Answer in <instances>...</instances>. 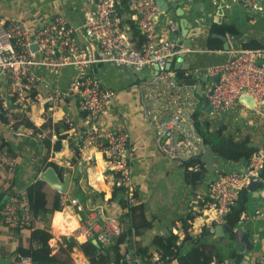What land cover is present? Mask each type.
<instances>
[{
  "label": "crops",
  "instance_id": "crops-1",
  "mask_svg": "<svg viewBox=\"0 0 264 264\" xmlns=\"http://www.w3.org/2000/svg\"><path fill=\"white\" fill-rule=\"evenodd\" d=\"M163 3L166 4L167 10L159 9L155 19L161 34L176 40L175 37L172 38L167 34V24L170 21L175 23L173 29H179V20L183 18L186 19L189 27L188 36H181V39H190L189 47L185 48L181 42L179 44L183 48V55H187V63L184 64L190 67L175 71L181 74L175 83L194 85L197 99L195 115L204 126L202 129L214 142L247 138L251 145H261L264 142V100L254 108H249L243 103L236 104L232 109L215 116L207 110L203 90L206 84L215 81L207 79L209 75L206 73V68L222 63L228 58V49L217 50L208 46L210 39L217 37L213 34H220L216 31V26L230 24L234 27V34H225L228 45L242 47L245 42L255 41L264 51V4L256 2L253 5H246L243 0H163ZM259 3L261 6L257 5ZM94 6L95 0H0V17L21 18L32 31L39 23L58 14L65 15L78 25L82 22L84 14L93 10ZM117 12L122 25L128 26V21L132 22L126 7L118 4ZM131 32L132 30L129 32L130 35ZM229 35H236L237 39L230 40ZM78 42L89 57L98 54L94 40L85 42L79 36ZM96 70L103 84L117 92L116 108L111 107L101 117V122L112 131L123 125L128 132L127 158L132 166L133 180L136 184L134 198L137 203L144 205V213L150 221V226L139 228L138 233L133 229L128 235L122 232L111 244L102 246L108 248L117 243L119 248L117 253H128L131 256L134 255L136 245L149 249L151 240L155 236H168L172 233L179 236L177 243L181 244L182 252H186L190 249L191 243L188 239L182 241L185 230L181 220L190 216L191 219L186 221L192 225L189 233L197 237L200 232L207 229L205 241L212 243L215 252L223 257L222 261L217 259L218 262L214 261L213 264H235L238 257H242L248 264L264 263V192L257 197L255 191L246 188L245 211L240 215L237 224L232 227L233 230H242L249 234L253 244L249 251L240 255L239 248L242 244L234 240L225 242L216 236L217 234L210 233L216 224L203 229L200 227L204 217L202 209L208 196L209 182L221 172L241 173L246 167L244 166L246 159L243 157L237 160L225 159L216 154L211 145L206 144L213 150L214 159L217 160L215 171L206 173L199 186H197L198 181L191 184L186 178L184 161L180 164L179 160L170 159L158 151L155 132L142 117L138 84L152 75V68L137 70L111 64H98ZM138 71L140 73H137ZM74 73L72 67L56 73H44L42 79L35 84L33 89L35 100L28 108V118L44 132L42 139L36 135L29 137L14 134L0 120V140L9 138L10 142L9 146L5 145L0 149V156L4 163L11 158L15 160L12 171H9L4 164L0 173V202L13 193L25 194L26 186L38 177L44 162L53 161L63 168V162L72 158L73 146L76 148L81 142L86 128L84 112L78 109L74 98L65 94L67 84ZM139 74L143 78H139ZM0 83L3 81L0 80ZM44 124L45 127L42 128ZM66 124L67 129L63 127ZM62 134H65V137L61 139L60 149L53 151L55 141ZM77 172L83 174L80 181L83 187L89 186L87 190L89 197L83 203L73 196L82 205L84 211L96 207L101 211L102 217L117 218L121 214L117 198L111 197L113 186L116 185V174L106 167L102 154L95 151L90 163L78 159L76 164H72L68 173L70 182L65 193L68 201L61 210L55 211L51 218L53 237L49 244L53 250L58 247L63 236L75 237L78 222L84 216V213L78 212L69 202L74 187L72 177ZM93 193H102V196H92ZM41 226L42 223L36 221L33 229ZM32 230L20 229L11 233L7 227L0 225V264H26L13 256L12 251L19 242L21 244L28 242ZM76 240L81 242L84 239L76 238ZM233 252L235 255L232 254ZM70 256L74 264H91L77 247H74ZM127 261V264H138L137 259ZM172 264H176L175 261H172Z\"/></svg>",
  "mask_w": 264,
  "mask_h": 264
},
{
  "label": "built area",
  "instance_id": "built-area-1",
  "mask_svg": "<svg viewBox=\"0 0 264 264\" xmlns=\"http://www.w3.org/2000/svg\"><path fill=\"white\" fill-rule=\"evenodd\" d=\"M121 1L95 0L93 10L84 14L78 25L58 14L31 31L21 18L0 17V80L3 81L0 83V114L4 113L6 117L2 123L13 129L15 115L25 112L28 116V108L35 100L33 89L42 79V74L72 67L75 73L65 94L76 100L86 120L82 140L75 148L78 159L90 163L94 152L99 151L106 167L116 174V186L122 189L132 205L136 184L127 158L129 135L123 125L112 131L101 122V117L111 107L116 108L117 92L103 84L96 70L98 64L133 69L158 66L155 74L138 84V89L142 117L154 130L156 148L160 153L170 159L186 161L199 156L206 143L194 124L197 100L194 85L175 83L174 71L164 67L169 59L183 55V48L179 42L158 31L154 15L159 6L155 0H124L129 18L140 36L136 46L129 33V24L122 25L118 18L117 6ZM243 2L246 5L264 4V0ZM169 25L173 29L175 23L170 21ZM79 36L85 42H96L98 54L95 57L85 54L78 42ZM227 52L228 58L224 62L206 68L209 76L218 77L217 81L206 84L203 90L215 116L242 103L239 99L241 94L252 98L255 106L264 100V51L229 44ZM13 133L29 137L36 135L39 139L44 135L43 131L36 133L27 127ZM263 163L264 147H260L243 172L225 171L212 178L202 209V229L225 222L239 190L251 179L262 182L259 173ZM4 164L12 171L15 160L11 158L4 163L0 156V173ZM71 168L70 160L63 162V174H68ZM261 192H264V187ZM69 202L78 212L84 211L76 198H69ZM32 221L25 194L13 193L0 202V225L11 233L17 227L28 228ZM130 225L129 216L123 220L102 217L101 211L94 207L84 212L75 237L95 239L101 245L110 244ZM17 259L32 264L28 258L19 256ZM151 262L165 264L157 253L152 254Z\"/></svg>",
  "mask_w": 264,
  "mask_h": 264
},
{
  "label": "trees",
  "instance_id": "trees-1",
  "mask_svg": "<svg viewBox=\"0 0 264 264\" xmlns=\"http://www.w3.org/2000/svg\"><path fill=\"white\" fill-rule=\"evenodd\" d=\"M121 5L125 7L124 0L121 1ZM131 32V39L135 42L136 46L139 45L140 36L136 26L128 21ZM216 31L224 35L226 33L231 34L235 32V29L230 24H223L216 26ZM211 49L221 50L223 46V41L219 37H213L208 43ZM242 48H252L262 50L260 44L255 41L245 42L242 44ZM1 122L6 121L4 113L0 114ZM194 124L198 127L199 132L202 134L206 144L211 145L214 152L225 159L237 160L239 157H243L247 162L251 159L252 155L257 152L260 147H264V142L261 145H251L247 138H242L237 141L233 140H219L214 142L202 129L201 122L196 119ZM22 127L32 128L36 133L41 131L36 127L33 122L28 118L25 112H21L15 115V121L13 129L8 130L13 133L14 130L20 129ZM45 127V124L42 128ZM65 129L68 128L67 124L63 126ZM39 129V130H37ZM65 137V134L59 135L58 139L55 141L52 149L53 151H58L61 147V139ZM8 140L2 138L0 140V149L4 148L5 145L9 146ZM73 146V156L70 159L72 164H76L78 161L77 151ZM186 167V178L191 184L197 183L199 179V170L202 167L201 162L196 158H190L183 162ZM53 167L60 178L63 177V168L58 166L53 161H46L42 164L41 169L44 170L46 167ZM82 173L77 172L74 177H72L74 182V187L71 191V196H75L82 203L89 197L87 190L89 186H84L81 184ZM259 177L264 184V163L260 169ZM246 187H242L238 192V198L235 200L231 207L230 212L226 216L225 222L231 227H234L239 221L240 215L245 211ZM102 196V193H93L92 196ZM25 196L27 198L29 210L32 213V223L27 226L29 229L34 226L36 221L42 223V226L33 229L30 233V237L27 243L21 244L20 242L16 245L12 251V255L17 257L28 258L32 264H74L71 261V252L74 247H77L83 255L90 261L91 264H127L128 259H137L138 264H155L151 262V256L153 253L159 254L160 258L165 264H172L175 261L176 264H213L214 261H222L223 257L221 254L215 252V247L212 243L205 241V236L207 234V229L200 232L198 237H193L189 232L192 227L190 223L186 221L191 219L190 216L182 218V226L185 230V235L182 241L188 239L190 240V249L186 252H182L181 244L177 243L179 238L178 235L170 233L168 236H155L151 240V247L149 249L141 247L140 245L135 246L134 255L120 254L118 251V244L114 243L108 248L103 247L101 244L99 247L91 242V239L77 241L73 235L63 236L58 247L53 250L50 246L49 241L53 237L51 233V218L55 211L62 209V206L66 201H68V196L64 193H60L58 190L47 185L43 180L37 177L31 181L25 188ZM112 198H117L120 206V216L117 217L123 220L126 216L130 217L131 228H124V235H128L131 229L135 233H138L139 228H147L150 226V221L147 220L144 213V205L137 203L136 200L134 204L130 205L128 198L123 193L122 189L116 185L113 186ZM135 197V196H134ZM87 211V209L85 210ZM83 211L82 213H84ZM22 230L21 227H17L14 231ZM13 231V232H14ZM204 240V241H203ZM111 244V243H110ZM4 253H6L4 251ZM233 252L232 254H234ZM235 255V254H234ZM233 255V256H234ZM128 258V259H127ZM218 259V260H217Z\"/></svg>",
  "mask_w": 264,
  "mask_h": 264
},
{
  "label": "water",
  "instance_id": "water-1",
  "mask_svg": "<svg viewBox=\"0 0 264 264\" xmlns=\"http://www.w3.org/2000/svg\"><path fill=\"white\" fill-rule=\"evenodd\" d=\"M155 1H156L157 5L159 6L160 11H166L167 10V6L165 3H163V0H155ZM257 5L261 6L260 3ZM157 14L158 13H156L154 15L155 19H156ZM179 24H180L179 29H170V25L168 23L167 24L168 25L167 34H170L172 38L175 37L176 42H181V44L185 48H188L190 45V39L189 38H182L181 39V36L182 37L188 36L189 27L187 26L186 19H183V18L180 19ZM213 35H216L217 37H219L223 41L222 48L224 50H227L228 49V38L226 37V35L225 34L224 35L213 34ZM229 39L235 40V39H237V36L236 35H229ZM34 48H35V44L32 45V49H34ZM186 58H187V55H185V54L184 55H178L176 58L169 59L165 63L164 67L166 69L174 71V76H173L174 82H176V80L181 77V74L178 72H175V71H178L179 69H186V68L190 67V65L184 64V63H187ZM157 69H158V66L154 64L152 66V70H151L152 74H155ZM137 70H139V69H137ZM137 73H140V71H138ZM138 77L143 78L141 74H139ZM207 79L217 81L218 77L217 76H215V77L208 76ZM239 99L247 107H249V108L255 107V103H254L253 99L250 98L247 94H241L239 96ZM204 103L207 106V110H210V112H211V106L209 104V101L206 98L204 99ZM195 158L198 159L202 163V167L199 170V179H198V184H197V186H199L202 183V181L204 180V176L206 173L215 171V166H216L217 160L214 159V152L209 146H206L204 148L203 152ZM175 161H178V160H175ZM178 162L180 164H182L181 161H178ZM246 164H247V162H245L244 166H246ZM37 178L43 180L47 185L58 190L62 194L66 193L67 189L69 187V182H70L69 174H64L63 177L60 178V176L58 175L56 170L51 166H48L44 170L39 172ZM245 186L249 190L255 191L257 193L256 196L258 197L259 194L261 193V189L264 187V184L260 181H256V180L251 179ZM218 232H221V233H218ZM210 233L217 234L216 236H219V238H221L225 242H231L234 240L237 243L242 244V246L239 248L240 255H241V253L249 251V249L252 248V245H253L250 238H249V234L247 232H243L242 230H233V228L230 227L226 222H223L221 224H216V226L214 227V230L210 231ZM225 235H227V237ZM91 242L94 245H96L97 247H99V244L95 239H92ZM235 264H248V262H246L242 257H238Z\"/></svg>",
  "mask_w": 264,
  "mask_h": 264
}]
</instances>
